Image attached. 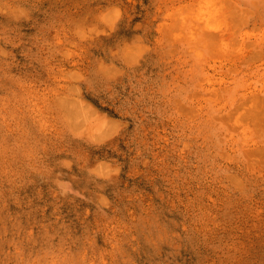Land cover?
I'll return each mask as SVG.
<instances>
[{
    "label": "rangeland",
    "instance_id": "374dc122",
    "mask_svg": "<svg viewBox=\"0 0 264 264\" xmlns=\"http://www.w3.org/2000/svg\"><path fill=\"white\" fill-rule=\"evenodd\" d=\"M0 264H264V0H0Z\"/></svg>",
    "mask_w": 264,
    "mask_h": 264
}]
</instances>
